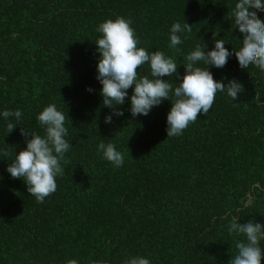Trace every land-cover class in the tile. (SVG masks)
<instances>
[{
    "label": "trees",
    "instance_id": "obj_1",
    "mask_svg": "<svg viewBox=\"0 0 264 264\" xmlns=\"http://www.w3.org/2000/svg\"><path fill=\"white\" fill-rule=\"evenodd\" d=\"M235 3L0 0V109L23 112L9 133L0 118V264H122L130 255L152 264H228L243 239L228 232L232 216L264 223V104L255 99L259 92L264 100V72L242 70L234 55L210 68L214 79L238 78L245 92L237 99L217 92L206 114L166 137L167 100L133 118L126 99L124 115L104 123L110 110L98 91L94 39L98 23L125 17L138 46L174 57L182 75L183 53L204 42L211 48L213 33L226 48L241 46ZM185 20L192 32L178 54L168 29ZM137 71L148 75V65ZM49 103L65 114L72 147L56 191L38 203L5 169L25 146L21 127L43 134L36 114ZM100 140L124 154L121 167L97 153Z\"/></svg>",
    "mask_w": 264,
    "mask_h": 264
},
{
    "label": "clouds",
    "instance_id": "obj_2",
    "mask_svg": "<svg viewBox=\"0 0 264 264\" xmlns=\"http://www.w3.org/2000/svg\"><path fill=\"white\" fill-rule=\"evenodd\" d=\"M258 13H264V0H236L231 17L233 28L242 34L241 46L226 48L225 41L217 38L218 33H213L216 38L211 48L204 42L183 53L182 75L178 72L180 64L174 57L160 50L149 51L138 46L139 39L129 19L117 16L98 23L95 31L99 35L94 39L98 53L96 79L101 85L98 90L101 103L110 110L104 115V123L111 124L114 117L124 115L120 106L126 103V99L133 118L147 116L153 107L167 100L170 107L166 113V137H174L195 122L198 114L204 115L209 111L217 92L232 99L239 98L246 90L244 83L235 77L227 82L214 79L210 68H223L234 55L242 70L255 67L264 72V21ZM191 32V24L186 20L183 23L174 21L168 29V47L181 54L183 50L179 46ZM145 64L149 74L140 75L137 68ZM173 75L178 78V83L171 79ZM129 88L132 89L130 95ZM86 91L92 92L93 89L86 86ZM255 99L258 105L264 104L259 92ZM0 118L7 122L9 133L20 125L23 112L19 108H3L0 109ZM36 120L43 134L21 127L25 146L18 152L14 151V157L5 170L12 178L22 179L27 192L42 203L56 191V178L65 172L66 165L61 161L72 143L67 139L66 116L55 103L43 106L36 114ZM96 151L113 167H121L124 163V154L112 142L100 140ZM228 232L243 237L236 242V253L231 255L228 264H261L264 223L251 219L241 223L237 216H232ZM66 264H79V261L71 258ZM122 264H152V261L143 255H130Z\"/></svg>",
    "mask_w": 264,
    "mask_h": 264
}]
</instances>
